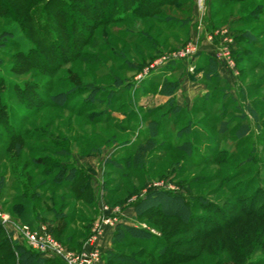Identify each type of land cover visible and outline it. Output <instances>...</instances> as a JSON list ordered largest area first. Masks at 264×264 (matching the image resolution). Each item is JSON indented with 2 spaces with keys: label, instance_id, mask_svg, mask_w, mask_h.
Here are the masks:
<instances>
[{
  "label": "rangeland",
  "instance_id": "rangeland-1",
  "mask_svg": "<svg viewBox=\"0 0 264 264\" xmlns=\"http://www.w3.org/2000/svg\"><path fill=\"white\" fill-rule=\"evenodd\" d=\"M142 3L0 0V35L18 25L26 45L0 50L2 227L36 264L64 263L26 231L73 257L94 242L93 264H264V0ZM188 47L176 70L145 76ZM208 57L224 77L209 84ZM20 194L37 222L15 209ZM146 201L172 214L138 213Z\"/></svg>",
  "mask_w": 264,
  "mask_h": 264
},
{
  "label": "trees",
  "instance_id": "trees-1",
  "mask_svg": "<svg viewBox=\"0 0 264 264\" xmlns=\"http://www.w3.org/2000/svg\"><path fill=\"white\" fill-rule=\"evenodd\" d=\"M147 1V2H151L153 0H143V3ZM143 3L140 5V7H142ZM139 7V5H138ZM28 15H30L28 13ZM12 40V41H17L20 42L23 46H26L25 43H22V37H21V31L18 25L16 26H12L9 30H7L6 32H3V34L0 35V50L4 49L7 47L8 45V41ZM240 54H243V52ZM237 55L238 57H240L241 55ZM171 63L169 66V69L172 68V70H176V68H174V64ZM207 68H209L208 72L206 73V78L205 81L206 83L209 84L210 81L213 80V78H218L221 79V76L219 74L218 71V63L208 57L207 58ZM206 69V68H205ZM204 69V70H205ZM179 88V83H167L164 85V89L162 90L164 93V95L166 96H172L173 94H175V92L177 91V89ZM39 162V166L43 167V165L41 164L40 161ZM75 171V170H74ZM61 178H66L64 177L63 173L59 176V179ZM69 178L72 177H67V180H69ZM34 176L33 177H29L26 181H25V185L29 187V190L32 191V189H34ZM72 180H77L75 178H72ZM83 187H81V191H88L90 190V185L87 183V181L83 182ZM5 188V183L3 178L0 179V192ZM35 189H38V187H36ZM168 198V197H167ZM168 199H170L171 201L174 202H181V200L177 197H173L172 199L169 197ZM42 198H38V202H41ZM15 203V209L21 210L22 213L20 214L21 218L26 221L29 222L31 221V223H35L37 222V218L35 217V213L33 212L34 209V199L32 197H27L26 194L22 195H17L14 199ZM137 212H141L144 210V212H148L147 214L150 215H154V216H162V215H171L172 213L170 212H166L163 210H159L157 208L152 209L154 206L150 203H146L145 202H141L139 203L137 206ZM188 205H183L182 209L185 211H188ZM169 210H173L172 208ZM51 212V211H50ZM51 213H54L53 211ZM144 213V214H145ZM43 215V214H42ZM176 216V215H175ZM132 230L129 229V227L126 226H119V230L120 232L124 231V230ZM119 232V231H118ZM119 236L118 234L116 235L115 239H118ZM74 243H72L73 245ZM1 252H5L7 254V260H9V262H11L12 264H36L35 263V259L40 258L41 261L40 263H42L44 261L43 258H41L37 253L35 252H31L30 250H27L25 247L23 246H19L16 245L14 242H12V240L8 237V235L5 233L3 227H2V223L0 221V253ZM113 255H111L110 260L112 261ZM175 262V261H174ZM162 263V262H161ZM0 264H6V262L0 260ZM117 264H136L132 261L126 260V261H120Z\"/></svg>",
  "mask_w": 264,
  "mask_h": 264
},
{
  "label": "built area",
  "instance_id": "built-area-1",
  "mask_svg": "<svg viewBox=\"0 0 264 264\" xmlns=\"http://www.w3.org/2000/svg\"><path fill=\"white\" fill-rule=\"evenodd\" d=\"M226 49H224V51H227ZM194 52H195L194 50L192 51V49L188 47L186 51H184L183 53L177 56L174 55L172 57H164L162 60L156 61L154 65L147 68L144 74L145 76L150 75L153 72L161 70L163 67L167 66L168 64H171L176 61H181L188 58L189 56H192ZM3 220L6 221L5 218H3ZM26 234H27L26 237L27 245L32 250L40 252L42 257L45 258H52V259L58 258L61 259L64 264H93L95 262H98L101 258L100 253L97 250H94L95 249L94 242L92 243V249L87 254L81 255L79 257H73V256H69L65 251L59 249V246L55 243L50 244L46 242L43 238L36 237V235H33L30 231H26Z\"/></svg>",
  "mask_w": 264,
  "mask_h": 264
},
{
  "label": "crops",
  "instance_id": "crops-1",
  "mask_svg": "<svg viewBox=\"0 0 264 264\" xmlns=\"http://www.w3.org/2000/svg\"><path fill=\"white\" fill-rule=\"evenodd\" d=\"M202 54L203 55H207V56H210V57H213L212 56V54H213V49L211 48V47H209L208 45H206V44H202ZM218 71H219V74H220V76L222 77V78H224L223 77V66L222 67H219V65H218ZM189 82V81H188ZM199 86L200 85H202V84H198ZM184 92H186V89L184 90L183 89V91H180V94H178V96H180V97H184V96H186V94L184 95L183 93ZM195 98V97H194ZM193 98V99H194ZM133 209H131V208H125L123 211H122V217L121 218H123V219H126V218H128V217H130V216H133L132 214H133ZM122 222V221H121ZM107 241H108V239H107ZM102 247H104V248H107V245L105 244V245H103V242H102V244H100Z\"/></svg>",
  "mask_w": 264,
  "mask_h": 264
}]
</instances>
